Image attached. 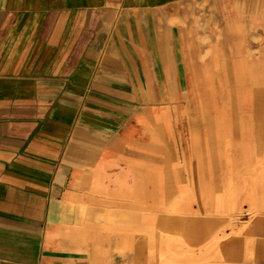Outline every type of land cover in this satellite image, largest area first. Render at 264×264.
<instances>
[{"label":"crops","instance_id":"1","mask_svg":"<svg viewBox=\"0 0 264 264\" xmlns=\"http://www.w3.org/2000/svg\"><path fill=\"white\" fill-rule=\"evenodd\" d=\"M262 78L264 0H0V264H264Z\"/></svg>","mask_w":264,"mask_h":264},{"label":"rangeland","instance_id":"2","mask_svg":"<svg viewBox=\"0 0 264 264\" xmlns=\"http://www.w3.org/2000/svg\"><path fill=\"white\" fill-rule=\"evenodd\" d=\"M264 80V78H262V81ZM262 85H259V87L257 88L258 90H256L253 93L247 92V93H242L241 95V104L243 106H252L251 108H241L240 110H236V113L238 112L240 115L242 116H252L255 113H257V115L264 117V107L261 108L260 106H264V81L262 82ZM200 95V94H199ZM258 102L259 103V107L258 109H254L253 106L255 105L254 103ZM233 110H230V112ZM196 112V116L200 115V109H195Z\"/></svg>","mask_w":264,"mask_h":264}]
</instances>
